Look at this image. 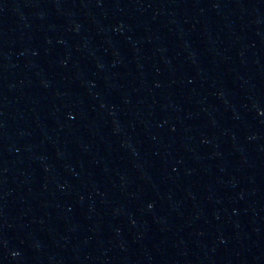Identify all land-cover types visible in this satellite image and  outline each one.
<instances>
[{
    "label": "water",
    "instance_id": "water-1",
    "mask_svg": "<svg viewBox=\"0 0 264 264\" xmlns=\"http://www.w3.org/2000/svg\"><path fill=\"white\" fill-rule=\"evenodd\" d=\"M0 264H264V0H0Z\"/></svg>",
    "mask_w": 264,
    "mask_h": 264
}]
</instances>
